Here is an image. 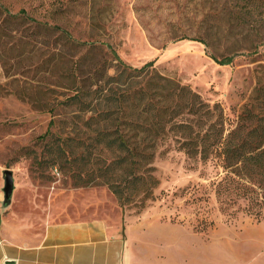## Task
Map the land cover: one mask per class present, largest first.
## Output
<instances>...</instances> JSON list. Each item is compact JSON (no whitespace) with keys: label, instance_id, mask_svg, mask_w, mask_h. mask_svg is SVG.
<instances>
[{"label":"rangeland","instance_id":"1","mask_svg":"<svg viewBox=\"0 0 264 264\" xmlns=\"http://www.w3.org/2000/svg\"><path fill=\"white\" fill-rule=\"evenodd\" d=\"M229 4L0 0V193L3 171L10 169L14 188L2 206L9 227L31 235L48 223L87 213L112 223L125 214L138 215L136 207H121L105 185L74 186L71 166L47 164L52 141L40 136L60 133L57 120L73 115L59 103L60 71L71 62L64 65L60 58V28L78 40L99 42L128 65L154 62L205 100L219 102L234 119L250 106L254 88L264 86V0L247 3L253 5L255 20L263 22L260 37L229 25L224 10ZM210 7L214 15L198 25L194 10ZM211 24L215 34L207 44L198 37ZM223 57L227 62H220ZM152 164L159 183L142 212L145 221L174 224L175 229L154 230L170 236L169 264H264V218L245 213L242 200L222 206L214 191L220 167L187 156L169 138L156 148Z\"/></svg>","mask_w":264,"mask_h":264},{"label":"trees","instance_id":"2","mask_svg":"<svg viewBox=\"0 0 264 264\" xmlns=\"http://www.w3.org/2000/svg\"><path fill=\"white\" fill-rule=\"evenodd\" d=\"M225 2H230L224 7L229 25L263 35V22L247 5L254 0ZM213 8L194 10L198 25L207 23ZM213 26L198 38L208 44ZM60 37L62 63L71 62L60 71L59 103L73 115L57 120L60 133L40 136L52 141L48 165L71 166L74 186L105 185L121 207L140 213L155 198L159 181L152 162L158 145L169 138L187 156L221 168L214 191L222 206L242 200L245 213L264 218V86L255 87L250 106L229 119L219 102L205 100L152 61L134 67L95 40H78L63 28Z\"/></svg>","mask_w":264,"mask_h":264},{"label":"crops","instance_id":"3","mask_svg":"<svg viewBox=\"0 0 264 264\" xmlns=\"http://www.w3.org/2000/svg\"><path fill=\"white\" fill-rule=\"evenodd\" d=\"M8 203L0 193V264H169L170 236L154 230L174 224L145 221L143 210L119 223L87 213L28 235L7 225L2 206Z\"/></svg>","mask_w":264,"mask_h":264},{"label":"water","instance_id":"4","mask_svg":"<svg viewBox=\"0 0 264 264\" xmlns=\"http://www.w3.org/2000/svg\"><path fill=\"white\" fill-rule=\"evenodd\" d=\"M3 174H4V185L2 189L3 197H4V202L8 203L10 201V197L12 195V191L14 188L13 175L10 169H4Z\"/></svg>","mask_w":264,"mask_h":264}]
</instances>
